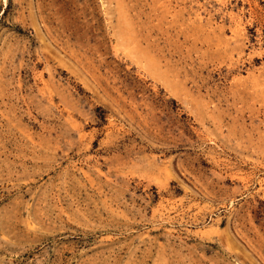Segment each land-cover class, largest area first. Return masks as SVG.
<instances>
[{"label":"rangeland","instance_id":"obj_1","mask_svg":"<svg viewBox=\"0 0 264 264\" xmlns=\"http://www.w3.org/2000/svg\"><path fill=\"white\" fill-rule=\"evenodd\" d=\"M0 264H264V0H0Z\"/></svg>","mask_w":264,"mask_h":264}]
</instances>
